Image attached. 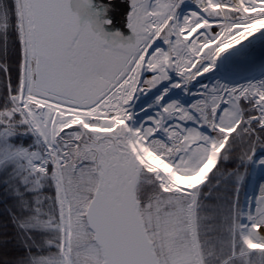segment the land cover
<instances>
[{"label": "snow or ice", "instance_id": "obj_1", "mask_svg": "<svg viewBox=\"0 0 264 264\" xmlns=\"http://www.w3.org/2000/svg\"><path fill=\"white\" fill-rule=\"evenodd\" d=\"M114 7L0 0V235L26 252L14 264H264V70L224 74L264 41V0H126V31ZM236 144L239 166L222 171Z\"/></svg>", "mask_w": 264, "mask_h": 264}, {"label": "trees", "instance_id": "obj_2", "mask_svg": "<svg viewBox=\"0 0 264 264\" xmlns=\"http://www.w3.org/2000/svg\"><path fill=\"white\" fill-rule=\"evenodd\" d=\"M13 76H15V65H13ZM244 148V145L236 144L229 162L226 164L222 163L220 165L221 170L231 171L236 169L239 166L240 157ZM243 170L244 169L242 168L240 169L241 172H243ZM0 211H2V206H0ZM0 219H2V217H0ZM7 231L10 233L9 236L5 237L0 235V262L7 261L10 262V264H14L15 261L23 258L26 255V252L24 251L23 247L13 239V236L11 235L12 229L9 227ZM5 240H7L8 243L5 244Z\"/></svg>", "mask_w": 264, "mask_h": 264}, {"label": "water", "instance_id": "obj_3", "mask_svg": "<svg viewBox=\"0 0 264 264\" xmlns=\"http://www.w3.org/2000/svg\"><path fill=\"white\" fill-rule=\"evenodd\" d=\"M113 14V13H112ZM117 28H120L119 22L114 19ZM264 70V46L254 51L252 55L244 61L239 67L238 72L235 74V81L244 83L245 78L252 76H259V73ZM258 182L251 178L247 190L243 194L242 203L246 204V198L251 195H255ZM247 210V209H246Z\"/></svg>", "mask_w": 264, "mask_h": 264}, {"label": "bare ground", "instance_id": "obj_4", "mask_svg": "<svg viewBox=\"0 0 264 264\" xmlns=\"http://www.w3.org/2000/svg\"><path fill=\"white\" fill-rule=\"evenodd\" d=\"M215 30H218V29H215ZM251 39V38H250ZM247 43V42H245ZM262 46H264V41H260V40H256L253 45L251 47L248 48L247 50V53L246 55L244 56H239V57H235L233 58L230 62H228L226 64V67H228V71L225 72L224 71V74L227 76L228 79L230 80H233L235 79V74H237L238 72V67L244 62L246 61L254 51L258 50L259 48H261ZM166 47V46H164ZM173 77L176 79V80H179V77L175 75V73L173 72L172 73ZM238 82V81H236ZM239 83V82H238ZM196 89H193V91H195ZM178 91V90H177ZM145 99V96L144 95H141L140 99L137 100L135 102V104H141L143 103ZM186 100H191L192 98L191 97H185ZM136 111L139 112V108L137 107L136 108ZM142 115V114H141ZM256 170V171H255ZM254 171H252V177L253 179L255 180V182L257 181L258 183L260 182V171L258 168H256Z\"/></svg>", "mask_w": 264, "mask_h": 264}, {"label": "flooded vegetation", "instance_id": "obj_5", "mask_svg": "<svg viewBox=\"0 0 264 264\" xmlns=\"http://www.w3.org/2000/svg\"><path fill=\"white\" fill-rule=\"evenodd\" d=\"M112 3L115 5L112 11V15L114 19L119 22L120 28H124L123 19L125 14L126 0H112ZM124 30L126 31V28H124Z\"/></svg>", "mask_w": 264, "mask_h": 264}, {"label": "rangeland", "instance_id": "obj_6", "mask_svg": "<svg viewBox=\"0 0 264 264\" xmlns=\"http://www.w3.org/2000/svg\"><path fill=\"white\" fill-rule=\"evenodd\" d=\"M185 3H187V0H185ZM186 9L187 8H185V11H186ZM224 71L225 72H227L228 71V67H226V65H225V68H224ZM210 78H212V79H214L215 78V75H214V73H208V74H205L203 77H200L199 79L201 80V82L202 83H205V84H210V82H211V79ZM199 86L197 85V86H195V88H193V89H196V88H198ZM255 170V169H254ZM245 170H243V172H244ZM256 171V170H255ZM251 178H253L252 177V172H251V174H248L247 175V181H246V184H245V186L244 187H242V192L240 193V196H241V201H242V199H243V194L245 193V191L247 190V186H248V183H249V181H250V179ZM260 183V182H259ZM259 183L257 184V188H256V192H255V195L256 194H258V185H259Z\"/></svg>", "mask_w": 264, "mask_h": 264}, {"label": "built area", "instance_id": "obj_7", "mask_svg": "<svg viewBox=\"0 0 264 264\" xmlns=\"http://www.w3.org/2000/svg\"><path fill=\"white\" fill-rule=\"evenodd\" d=\"M187 5H189V7L194 6V0H187Z\"/></svg>", "mask_w": 264, "mask_h": 264}]
</instances>
